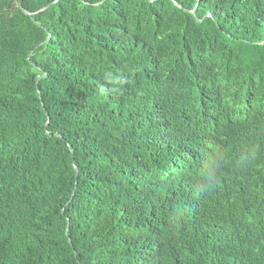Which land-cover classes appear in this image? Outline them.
<instances>
[{
	"label": "trees",
	"instance_id": "16d2710c",
	"mask_svg": "<svg viewBox=\"0 0 264 264\" xmlns=\"http://www.w3.org/2000/svg\"><path fill=\"white\" fill-rule=\"evenodd\" d=\"M0 264H264V0H0Z\"/></svg>",
	"mask_w": 264,
	"mask_h": 264
},
{
	"label": "water",
	"instance_id": "95a60500",
	"mask_svg": "<svg viewBox=\"0 0 264 264\" xmlns=\"http://www.w3.org/2000/svg\"><path fill=\"white\" fill-rule=\"evenodd\" d=\"M23 0H20V8L22 9Z\"/></svg>",
	"mask_w": 264,
	"mask_h": 264
}]
</instances>
